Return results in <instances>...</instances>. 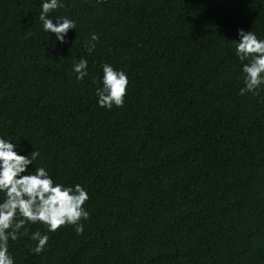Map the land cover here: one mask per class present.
Masks as SVG:
<instances>
[{
  "label": "trees",
  "instance_id": "obj_1",
  "mask_svg": "<svg viewBox=\"0 0 264 264\" xmlns=\"http://www.w3.org/2000/svg\"><path fill=\"white\" fill-rule=\"evenodd\" d=\"M41 2L0 0V135L40 152L30 172L86 187L89 217L40 254L46 228L26 225L16 264H264V85L239 94L234 46L239 29L264 38V3L63 0L61 44ZM105 62L128 76L121 107L96 103Z\"/></svg>",
  "mask_w": 264,
  "mask_h": 264
},
{
  "label": "clouds",
  "instance_id": "obj_2",
  "mask_svg": "<svg viewBox=\"0 0 264 264\" xmlns=\"http://www.w3.org/2000/svg\"><path fill=\"white\" fill-rule=\"evenodd\" d=\"M63 6V0H42L39 14L42 30L49 35L54 33L55 41L61 44L67 42L70 29L76 30L75 20L49 15ZM238 36V40L234 39L235 56L241 61L243 73V87L239 94L256 95L264 85V38L244 29L238 30ZM96 40L98 36L92 34L91 41ZM94 48L95 44H92L89 52ZM101 68V86L95 92L97 105L106 109L123 106L129 83L127 74L107 62ZM72 71L77 81L83 80L88 75V61L80 58L73 64ZM13 140L0 135V264H16L9 241L29 235L26 225L40 223L46 228L45 232L37 229L29 236L35 242L31 251L40 254L49 241L48 233L63 225H73L76 233L81 234L84 231L81 221L89 217L84 206L89 199L86 187L79 183L73 186L56 182L49 170L42 166H36L30 172L28 166L33 165L40 152L35 148L27 155L19 154L18 144Z\"/></svg>",
  "mask_w": 264,
  "mask_h": 264
}]
</instances>
